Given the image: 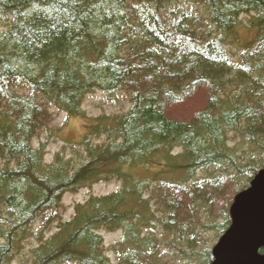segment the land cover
<instances>
[{"label":"trees","instance_id":"trees-1","mask_svg":"<svg viewBox=\"0 0 264 264\" xmlns=\"http://www.w3.org/2000/svg\"><path fill=\"white\" fill-rule=\"evenodd\" d=\"M96 92L129 106L88 118ZM49 108L87 124L47 162ZM263 152L264 0H0V264H210Z\"/></svg>","mask_w":264,"mask_h":264},{"label":"rangeland","instance_id":"rangeland-1","mask_svg":"<svg viewBox=\"0 0 264 264\" xmlns=\"http://www.w3.org/2000/svg\"><path fill=\"white\" fill-rule=\"evenodd\" d=\"M250 34L246 33V41L249 39ZM237 60V59H236ZM129 106L128 97L124 95L122 92L117 93V95L113 96L110 100L104 97L100 92H96L92 95H89L84 103H83V110L86 112L85 114L88 116V118L96 117L101 112L102 113H115L122 109H127ZM49 112L52 113L53 119L52 123L49 126V129H54L55 127H58L60 129L59 131V138L60 140H55V142H50L47 145V154L45 156L46 161L50 162L53 158V155L63 146H65V142H79L82 139L85 127H86V121H83V119H71L67 118L65 114L61 112H57L53 110L52 108H49ZM48 135V131H44L39 139L35 141V144L38 141L44 142L46 136ZM226 145L229 149L233 150L236 153L237 157H240L241 155H246L247 153L251 152V148L249 144H243L241 139L236 136L234 137L231 133L227 135V142ZM264 156V152H263ZM153 167H155L153 165ZM125 170V169H124ZM158 171V170H157ZM129 172L135 176H145L143 178H147L145 181L148 182V193L150 194L151 187H155L159 183L166 182V178H161L160 180L156 181L157 184H154L155 180L152 178L154 174H148L143 171V169L133 168L129 170ZM142 172L144 174H142ZM142 174V175H141ZM162 175V172H161ZM150 176V177H149ZM167 176V175H165ZM153 180V181H151ZM120 184L116 182H110V183H100L92 187V189H83L78 191L76 194H69L67 195L63 200V218L68 219L71 216L72 207L76 203H83L90 195L92 196H103L110 194L112 192H115L118 190ZM206 220V218H205ZM102 239L103 244L105 247V250L107 252L108 257L112 261H117L116 259V251L114 246L116 243H118L121 234L120 232H105V231H99L98 232ZM216 239V238H215ZM208 240H210L208 238ZM206 239V243L209 244V241ZM216 241V240H215ZM160 248L162 246V243L159 242ZM213 247V246H212ZM164 248V247H163ZM13 264H17L13 262ZM174 264H183L179 260H175Z\"/></svg>","mask_w":264,"mask_h":264},{"label":"water","instance_id":"water-1","mask_svg":"<svg viewBox=\"0 0 264 264\" xmlns=\"http://www.w3.org/2000/svg\"><path fill=\"white\" fill-rule=\"evenodd\" d=\"M229 214L230 226L212 248L210 264H264V169L234 197Z\"/></svg>","mask_w":264,"mask_h":264}]
</instances>
